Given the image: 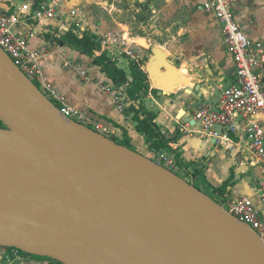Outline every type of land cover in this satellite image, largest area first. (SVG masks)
Masks as SVG:
<instances>
[{
  "label": "water",
  "instance_id": "obj_1",
  "mask_svg": "<svg viewBox=\"0 0 264 264\" xmlns=\"http://www.w3.org/2000/svg\"><path fill=\"white\" fill-rule=\"evenodd\" d=\"M153 53L148 73L166 96L186 80ZM185 90L201 97L200 86ZM178 118L196 123L183 109ZM0 121V248L61 264H264L255 231L158 163L63 116L1 49Z\"/></svg>",
  "mask_w": 264,
  "mask_h": 264
},
{
  "label": "crops",
  "instance_id": "obj_2",
  "mask_svg": "<svg viewBox=\"0 0 264 264\" xmlns=\"http://www.w3.org/2000/svg\"><path fill=\"white\" fill-rule=\"evenodd\" d=\"M204 1L63 0L62 16L42 21L33 19L31 13H21L25 4L22 0H0V10L19 13L21 21L16 31L28 36L30 48L45 56L43 75L48 84L57 90L65 104L80 110L93 125L100 126L101 135L147 159L163 149L170 150L180 167L202 189L222 199L248 197L260 207L254 188L264 176L258 177L253 169L264 168V163L249 165L246 143L236 138L240 145L228 151L204 135L198 124L178 118L181 109L195 121L199 105L216 108L223 90L234 81L233 57L214 15L203 8ZM234 14L251 42L264 45V0L237 2ZM69 31L79 36L84 32L95 36L100 43L95 56L61 45L57 39L64 38ZM154 49L162 50L186 80L174 91H166V96L159 95L163 90L148 73ZM102 53L127 73L129 85L133 82L132 64H138L148 78V91L129 99V86L118 87L95 63V57ZM68 61L76 68L66 66ZM78 67L86 73L85 77ZM158 71L165 73L161 67ZM262 83L264 88V74ZM196 86L201 87V97L185 90ZM133 108H143L157 116L155 123L168 139L161 150L152 149L147 136L138 132ZM259 122L264 127V119ZM0 264H6L1 255Z\"/></svg>",
  "mask_w": 264,
  "mask_h": 264
},
{
  "label": "built area",
  "instance_id": "obj_3",
  "mask_svg": "<svg viewBox=\"0 0 264 264\" xmlns=\"http://www.w3.org/2000/svg\"><path fill=\"white\" fill-rule=\"evenodd\" d=\"M240 1L242 0L204 1L203 8L214 15L224 37V44L233 57L235 69L234 81L230 87L223 90L216 108L199 105L196 109L195 121L204 135L215 139L228 151L240 145L236 142V138L240 142H245L250 153L249 165L254 166L264 163V127L259 122V119H264L262 83L264 45L260 42L252 43L249 35L243 32L238 24L234 14V5ZM62 3L63 0H48L46 3L43 0H25L21 13L26 15L31 13L32 18L38 21L59 19L62 16L60 13ZM72 15L75 16L76 12L73 11ZM20 21L19 13L9 14L0 10V49L58 108L63 116L101 134L103 131L100 126L93 125L80 110L65 104L57 90L48 84L43 75L45 56L30 48L28 36L16 31ZM66 66L75 67L70 61L66 63ZM78 70L82 76H86V73L79 67ZM151 160L193 185V182L186 179L190 176L183 167H180L172 151L163 149ZM254 189L261 203L260 207H257L248 197L222 199L213 194L219 198V202L215 201L223 209L255 231L264 243V179L257 182ZM7 250L15 254L22 252L16 249ZM37 258L53 261V264H61L52 259ZM31 264L50 263L36 260Z\"/></svg>",
  "mask_w": 264,
  "mask_h": 264
},
{
  "label": "trees",
  "instance_id": "obj_4",
  "mask_svg": "<svg viewBox=\"0 0 264 264\" xmlns=\"http://www.w3.org/2000/svg\"><path fill=\"white\" fill-rule=\"evenodd\" d=\"M57 40H59L61 45L74 47L78 51L90 57H94L95 51L100 49V43L97 38L86 32L79 36L69 31L66 33L64 38ZM95 63L118 87L125 85L129 86V99H136L140 97L141 94H145L150 87L146 74L142 72L136 63L132 64L131 67V73L133 76V82L131 85L128 84L129 79L127 77V73L118 69L115 64H113L103 53L101 56L95 57ZM133 109L135 114L134 120L137 122L138 132L147 136V141L152 143V149L157 151L161 150L164 146H166V144H168V139L155 123L157 116L153 113L146 112L143 108H140L139 110H136L135 108ZM0 127L3 128L4 126Z\"/></svg>",
  "mask_w": 264,
  "mask_h": 264
},
{
  "label": "rangeland",
  "instance_id": "obj_5",
  "mask_svg": "<svg viewBox=\"0 0 264 264\" xmlns=\"http://www.w3.org/2000/svg\"><path fill=\"white\" fill-rule=\"evenodd\" d=\"M22 1L24 2L25 0H22ZM172 91H174V90H172ZM0 126H4V124L1 121H0ZM258 166H262V164L258 165ZM253 172L255 174H258V177L264 176V168L263 167L255 168V169H253ZM186 179L189 182L195 183L190 177H186ZM194 185H196L197 188H199L200 190L202 189L200 183L196 182ZM202 191L206 192V194L211 196L214 200H216V201L218 200V202H219V198L216 197L211 191L206 190V189H202ZM0 249H1L0 250L1 258H3V260L6 262V264H31L33 261H36V260L46 262V260H44V259H39V258L34 257V256H29L28 254H26L24 252H19V253L15 254L11 250L4 252L3 250H7V249H2V248H0Z\"/></svg>",
  "mask_w": 264,
  "mask_h": 264
},
{
  "label": "flooded vegetation",
  "instance_id": "obj_6",
  "mask_svg": "<svg viewBox=\"0 0 264 264\" xmlns=\"http://www.w3.org/2000/svg\"><path fill=\"white\" fill-rule=\"evenodd\" d=\"M29 255V254H28ZM29 256H34V255H29ZM34 257H37V256H34ZM46 262H48V263H52L53 264V261H50V260H46Z\"/></svg>",
  "mask_w": 264,
  "mask_h": 264
},
{
  "label": "bare ground",
  "instance_id": "obj_7",
  "mask_svg": "<svg viewBox=\"0 0 264 264\" xmlns=\"http://www.w3.org/2000/svg\"><path fill=\"white\" fill-rule=\"evenodd\" d=\"M184 70V69H183ZM183 72V71H182ZM183 73H185V72H183Z\"/></svg>",
  "mask_w": 264,
  "mask_h": 264
}]
</instances>
